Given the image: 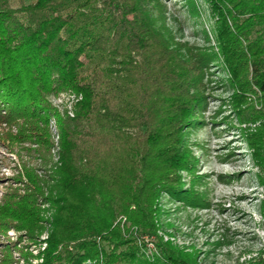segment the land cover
Segmentation results:
<instances>
[{
	"label": "trees",
	"instance_id": "obj_1",
	"mask_svg": "<svg viewBox=\"0 0 264 264\" xmlns=\"http://www.w3.org/2000/svg\"><path fill=\"white\" fill-rule=\"evenodd\" d=\"M207 2L218 15L213 57L228 73L233 106L250 93L259 101L248 145L264 161V0ZM191 62L139 0H0V110L35 103L40 93L79 96L71 116L42 105L59 123L60 160L70 173L60 191L63 235L48 240L44 264L186 262L157 241L159 252L145 253L130 226L153 235L158 192H177L179 171L191 167L182 133L202 101Z\"/></svg>",
	"mask_w": 264,
	"mask_h": 264
},
{
	"label": "rangeland",
	"instance_id": "obj_2",
	"mask_svg": "<svg viewBox=\"0 0 264 264\" xmlns=\"http://www.w3.org/2000/svg\"><path fill=\"white\" fill-rule=\"evenodd\" d=\"M139 4L167 44L198 65L194 92L202 101L182 133L190 169L179 171L177 192H158L153 235L131 225L133 238L145 253L159 252L156 241L171 246L184 264H264V161L248 145L259 101L250 93L240 109L233 106L228 73L220 55L213 57L218 15L207 0ZM37 97L0 110V264H44L47 242L63 235L68 216L60 195L70 174L60 160L61 130L42 105L71 116L79 96L65 90Z\"/></svg>",
	"mask_w": 264,
	"mask_h": 264
}]
</instances>
